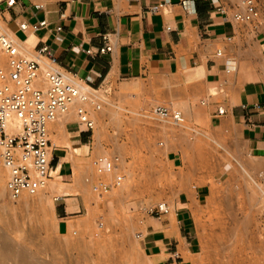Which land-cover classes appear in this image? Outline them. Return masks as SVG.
<instances>
[{
    "label": "rangeland",
    "instance_id": "1",
    "mask_svg": "<svg viewBox=\"0 0 264 264\" xmlns=\"http://www.w3.org/2000/svg\"><path fill=\"white\" fill-rule=\"evenodd\" d=\"M230 1L232 14L242 0ZM255 2L264 24V0ZM188 75L150 74L102 87L95 127L68 155L74 163L72 185L94 205L66 232L57 229L53 181L14 202L0 169V264H147L135 237L145 207L172 204L201 185L207 193L194 216L197 264H264V158L251 156L237 138L210 124L211 104L220 92ZM167 98L180 103L181 125L146 116L152 104ZM69 119L58 122V132ZM103 154L118 156L115 174L97 173L93 160ZM97 179L109 184L101 198L91 189Z\"/></svg>",
    "mask_w": 264,
    "mask_h": 264
},
{
    "label": "crops",
    "instance_id": "2",
    "mask_svg": "<svg viewBox=\"0 0 264 264\" xmlns=\"http://www.w3.org/2000/svg\"><path fill=\"white\" fill-rule=\"evenodd\" d=\"M156 3L163 7L153 12L149 7ZM0 5L2 23L27 55L37 57L36 50L48 45L60 68L91 87L181 72L216 87L220 95L211 104L210 124L237 138L251 156L264 158V30L240 27L230 0H14L11 6L0 0ZM42 20L46 24L38 26ZM107 43L111 49L99 52ZM218 107L224 111L218 113ZM60 121L49 133V180L58 190L57 229L66 232L94 204L72 185L74 163L68 156L90 132L74 119L58 132ZM206 193L203 185L193 187L181 200L167 202V213L142 217L138 244L147 264H197L194 216Z\"/></svg>",
    "mask_w": 264,
    "mask_h": 264
},
{
    "label": "built area",
    "instance_id": "3",
    "mask_svg": "<svg viewBox=\"0 0 264 264\" xmlns=\"http://www.w3.org/2000/svg\"><path fill=\"white\" fill-rule=\"evenodd\" d=\"M13 3L14 0H5L7 6ZM162 7V3H156L149 8L156 12ZM232 18L240 23L255 22L256 27L264 30L255 0H242V6L233 11ZM45 24L42 20L38 26ZM19 27L25 29L26 24L20 23ZM110 49L107 43L98 51ZM36 54L37 57L27 55L0 19V167L6 171L4 186L7 196L14 202L23 194H36L51 177L50 126L71 115L91 133L95 127L93 112L100 109L102 101V87H91L74 73L60 68L48 45L39 47ZM216 54H220L219 49ZM217 111L222 113L224 109L218 107ZM146 116L177 126L185 118L175 98L152 104ZM118 162V156L105 154L93 160L98 174H115ZM120 180L121 175L116 174L115 184ZM91 189L95 196L101 198L109 190V184L97 179ZM168 210L166 201L145 207V212L154 216ZM72 233L76 231L72 230ZM140 236L138 231L135 237ZM173 254L177 255V252Z\"/></svg>",
    "mask_w": 264,
    "mask_h": 264
},
{
    "label": "bare ground",
    "instance_id": "4",
    "mask_svg": "<svg viewBox=\"0 0 264 264\" xmlns=\"http://www.w3.org/2000/svg\"><path fill=\"white\" fill-rule=\"evenodd\" d=\"M196 71H197V70H196ZM179 104H180V103H179ZM165 122H166V121H165ZM170 124H173V123H170ZM173 125H175V124H173ZM176 126H177V125H176ZM75 149H76V148H75ZM0 169L4 170V169L1 168V167H0ZM49 181H50V180H49ZM51 181H53V180H51ZM55 183H56V182H55ZM59 183H60V182H59ZM67 184H68V183H67ZM45 187H46V186H45ZM45 187H44V188H45ZM4 188H5V186H4ZM44 188H42V189H44ZM71 189H72V187H71ZM5 190H6V189H5ZM56 190H57V189H56ZM66 191H67V190H66ZM66 191H65V192H66ZM70 191H71V190H70ZM38 192H39V191H38ZM59 192H60V191H59ZM51 194H53V193H51ZM33 195H36V194H33ZM28 196H32V195L23 194L21 198L24 199V198H26V197H28ZM57 196H58V194L56 193V194H54V195L52 196L51 199L53 200V199H54L55 197H57ZM24 200H25V199H24ZM38 201H39V200H38ZM0 257H1V256H0ZM3 260H4V259H3ZM1 261H2V260H1ZM6 261H7V260H6ZM3 263H4V262H3Z\"/></svg>",
    "mask_w": 264,
    "mask_h": 264
}]
</instances>
